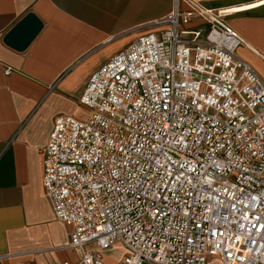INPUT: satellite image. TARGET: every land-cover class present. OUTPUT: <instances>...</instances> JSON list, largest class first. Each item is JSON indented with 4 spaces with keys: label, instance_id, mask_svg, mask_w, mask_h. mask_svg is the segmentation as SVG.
<instances>
[{
    "label": "built area",
    "instance_id": "built-area-1",
    "mask_svg": "<svg viewBox=\"0 0 264 264\" xmlns=\"http://www.w3.org/2000/svg\"><path fill=\"white\" fill-rule=\"evenodd\" d=\"M227 15L175 0L91 76L88 118L56 119L44 188L77 264H264V81Z\"/></svg>",
    "mask_w": 264,
    "mask_h": 264
},
{
    "label": "crops",
    "instance_id": "crops-1",
    "mask_svg": "<svg viewBox=\"0 0 264 264\" xmlns=\"http://www.w3.org/2000/svg\"><path fill=\"white\" fill-rule=\"evenodd\" d=\"M246 42L238 50L264 81V0H193ZM175 0H0V264H77L71 228L59 221L44 188L45 151L56 119L85 120L81 97L91 76L156 30ZM43 25L24 50L6 43L27 16ZM194 17L196 21L186 22ZM183 5L182 30L206 31ZM189 27V28H187ZM119 264L121 245L100 251ZM114 257V259H112ZM152 264V263H144Z\"/></svg>",
    "mask_w": 264,
    "mask_h": 264
},
{
    "label": "water",
    "instance_id": "water-1",
    "mask_svg": "<svg viewBox=\"0 0 264 264\" xmlns=\"http://www.w3.org/2000/svg\"><path fill=\"white\" fill-rule=\"evenodd\" d=\"M42 27V23L31 14L7 35L5 41L19 50H24L39 34Z\"/></svg>",
    "mask_w": 264,
    "mask_h": 264
},
{
    "label": "rangeland",
    "instance_id": "rangeland-1",
    "mask_svg": "<svg viewBox=\"0 0 264 264\" xmlns=\"http://www.w3.org/2000/svg\"><path fill=\"white\" fill-rule=\"evenodd\" d=\"M194 21H196L195 19H194V17H190V19L188 18V19H186V22H188V23H192V22H194ZM187 28H189V27H187ZM112 259H114V257H112Z\"/></svg>",
    "mask_w": 264,
    "mask_h": 264
},
{
    "label": "bare ground",
    "instance_id": "bare-ground-1",
    "mask_svg": "<svg viewBox=\"0 0 264 264\" xmlns=\"http://www.w3.org/2000/svg\"><path fill=\"white\" fill-rule=\"evenodd\" d=\"M197 14H199L204 19L205 14H201V13H197Z\"/></svg>",
    "mask_w": 264,
    "mask_h": 264
}]
</instances>
